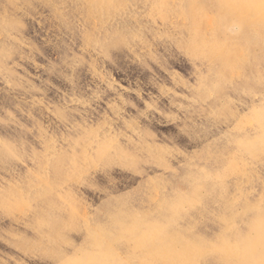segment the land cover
Returning <instances> with one entry per match:
<instances>
[{"label":"rangeland","instance_id":"obj_1","mask_svg":"<svg viewBox=\"0 0 264 264\" xmlns=\"http://www.w3.org/2000/svg\"><path fill=\"white\" fill-rule=\"evenodd\" d=\"M0 264H264V0H0Z\"/></svg>","mask_w":264,"mask_h":264}]
</instances>
